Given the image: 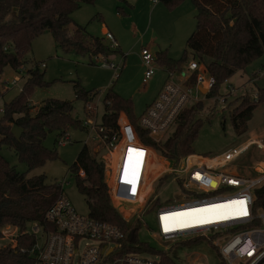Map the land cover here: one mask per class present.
Instances as JSON below:
<instances>
[{"label": "trees", "instance_id": "16d2710c", "mask_svg": "<svg viewBox=\"0 0 264 264\" xmlns=\"http://www.w3.org/2000/svg\"><path fill=\"white\" fill-rule=\"evenodd\" d=\"M127 4V0H118ZM189 1L195 9V30L187 38L186 47L205 64L207 73L215 79V86L207 98L219 95L225 81L237 71L264 56V0H159L168 10ZM95 0H0V77L5 68L16 70L26 65L25 56L30 52L34 39L44 33L53 37L63 51L73 50L77 54L90 56L106 55L108 48L102 39L88 34L85 27L74 25L71 15L81 5L93 4ZM122 12L121 8H118ZM123 13V12H122ZM156 62L167 71L181 69L185 58L175 61L166 51L155 54ZM50 83L44 73L36 67L29 70L20 93L4 104L0 116V240L1 229L7 226L17 229L13 238L15 245L0 248V264H33L31 250L36 239L25 232L27 224L52 227L45 221V214L57 201L63 189L58 182H48L44 174L28 178L32 170L43 167L47 162L58 159L55 149H48L44 141L54 133L55 143L69 130H80V121L71 113V102L56 99L44 100L31 114L29 98L35 88H47ZM75 100L87 102L97 93L85 91L79 83L73 84ZM263 102V94L256 101L244 98L229 113L234 134L246 133L247 123L257 105ZM258 103V104H257ZM229 105V104H228ZM102 122L106 127H116L120 113L126 115L135 125L132 100L121 97L108 89L103 98ZM202 103L184 109L177 119V126L164 142L157 143L147 134L138 131L141 142L162 157L178 161L193 154L192 145L204 122L198 115ZM208 119V120H207ZM12 126L22 129L20 139L11 134ZM12 150L20 163L26 166L25 173H19L1 155L2 148ZM75 177V185L83 195L88 216L118 226L126 236L123 250L127 252L157 255L159 264H174L173 261L138 240V226L127 223L110 202L105 184L103 163L89 148L83 146L69 167ZM82 172L83 176L79 173ZM255 209L264 211V185L255 192ZM195 239V240H194ZM190 239L199 242L202 238ZM197 245L196 243H194ZM193 246V243L191 244ZM189 245V246H191Z\"/></svg>", "mask_w": 264, "mask_h": 264}, {"label": "built area", "instance_id": "2783aa9c", "mask_svg": "<svg viewBox=\"0 0 264 264\" xmlns=\"http://www.w3.org/2000/svg\"><path fill=\"white\" fill-rule=\"evenodd\" d=\"M105 40L108 41V49L117 52L118 45L113 35L107 32ZM140 55L145 69L142 79L145 85L159 66L155 55L146 48L141 49ZM94 58L98 65L113 71L115 78L118 77L122 64L119 66L109 62L103 55ZM202 65L192 60L187 65L188 74H182L178 82L174 81L176 72L165 71L167 77L164 84L135 125L120 113L116 127H106L102 122L103 115L99 119L96 106L89 102L93 100L91 97L84 105V117L80 120L81 132L85 136L82 143L87 148L93 147L96 156L102 154L98 160L107 171L105 184L110 202L120 216L121 211L130 212L132 216L129 220L121 216L125 222L133 220V225L146 227L144 218L153 213L157 237L162 242L202 238L216 251L220 264H264V211L254 206L255 192L264 185V174L260 171L257 175L262 176L248 178L225 170L229 162L235 160L245 148L256 145L264 149V145L249 141L247 147L241 150L221 154L217 159L223 160L221 164H208L206 160L215 159L216 156L204 158L191 154L178 161L158 157L138 136V131H141L156 141V137L174 131L184 109L208 99H212L213 103L225 104L234 90L230 88L222 95L207 98L216 82ZM36 67L44 68L45 65L33 63L28 67L19 66L13 71L14 76L10 81H0L1 93L19 86L24 79L26 81L28 71ZM198 71L203 74H198ZM200 89H206V94H202ZM198 94L202 100L197 99ZM3 112L0 108V116ZM59 140V144L70 142L67 134ZM133 152L140 154L142 162L139 172L135 173L137 179L132 187L135 189L124 194L120 177L127 159L136 160ZM152 159L163 162L162 171L156 179L148 182ZM135 162L137 165V160ZM79 175L83 176V173ZM169 186H175L179 193L161 204L157 194ZM61 187L63 189L62 184ZM233 201L244 203H231ZM184 212H192L194 224L171 226L172 216ZM241 212L247 214L241 215ZM45 221L52 227L51 230L35 224L33 233L29 234L36 239L30 252L33 264H159L155 256L151 260L144 256L146 254L124 251L126 236L118 226L77 214L63 191L46 212ZM82 242V251H79Z\"/></svg>", "mask_w": 264, "mask_h": 264}, {"label": "rangeland", "instance_id": "374dc122", "mask_svg": "<svg viewBox=\"0 0 264 264\" xmlns=\"http://www.w3.org/2000/svg\"><path fill=\"white\" fill-rule=\"evenodd\" d=\"M127 4L120 3L118 0H95L93 4L81 5L72 15L73 20L70 29L74 25L85 27L88 34L102 39L103 44L109 45L105 40L102 27H106L118 46L120 53H116L108 58L109 62L119 66L123 63L122 70L118 78L114 79V73L111 70L102 68L95 62L94 56L88 54H77L73 50L63 51L59 48L53 37L49 33H44L33 40L30 52L25 56L28 67L31 63H43L45 68H39L44 73V79L50 83L47 88H35L30 95L29 105L31 114L35 112L34 108L47 99H56L60 101L71 102L73 105L72 117L79 121L84 117V105L86 102L75 100L73 89L74 83H79L85 91H93L97 95L89 101L92 106H96L98 118L104 113L103 98L108 89H112L116 94L123 98L132 100V113L137 122L138 118L160 91L167 77L166 72L159 67L156 68L154 75L144 85L142 82L144 67L141 62V48H146L152 54L160 51H166L167 56L175 61L185 58L181 69L176 70L174 81L182 79V74H188L187 65L194 60L199 61L187 47L186 41L195 30V9L189 1L179 4L173 10H168L164 5L158 2L153 5L150 0H127ZM122 9V12L118 11ZM122 54L124 59H122ZM203 68L205 64L202 63ZM202 66H200L202 68ZM198 74H203L198 71ZM206 77V74H204ZM14 76L10 68H5L0 77L1 81L11 80ZM27 79V77H26ZM25 80V79H24ZM22 81L19 86L0 91V108L15 98L25 83ZM228 83L221 85L219 95L224 94L226 90L232 88L233 94L226 99L225 104H219L212 99L202 103L201 112L197 118L205 120L210 118L209 122H204L196 140L192 145L194 155L204 158L215 157V159L206 160L208 164L221 163L223 160L220 154H226L227 148H241L245 142L254 141L264 145V56L255 60L243 70L237 71ZM204 90V89H203ZM206 90V89H205ZM204 94V92H203ZM263 94V102L257 105L253 111L251 119L247 123V131L237 137L232 129L229 113L244 98L254 100ZM211 98V97H210ZM197 99L202 100L201 95ZM229 104V105H228ZM123 114L120 115V117ZM208 120V119H207ZM168 133L156 137V142H164ZM67 135L70 142L55 143V134H48L44 146L48 149H55L58 159L47 162L43 167L32 170L27 177H33L44 174L48 182H58L63 186V193L69 200L71 206L77 214L88 215V208L82 194L76 188L75 177L71 175L69 167L75 161L76 155L84 146L81 142L84 135L80 130H69ZM60 142V140L58 141ZM93 148V147H92ZM89 147L94 155V150ZM224 151V152H223ZM156 156L161 155L154 152ZM1 155L7 160L10 166L14 167L19 173L26 172V166L20 163L15 153L4 147ZM102 154L96 156L100 158ZM136 160L127 159L123 166L120 181L122 183V192H133L142 162L141 156L137 152ZM213 157V158H214ZM163 162L154 161L149 163L148 182L156 179L162 171ZM225 170L231 173L248 178L262 176L264 174V149L256 145L245 148L243 152L235 159L231 160ZM104 166V165H103ZM263 174L257 175L258 172ZM105 180H107V171L104 167ZM110 174V172H109ZM131 181V182H129ZM155 186V185H154ZM178 189L175 186H169L163 189L159 194L160 203L173 199L177 195ZM169 203V201H168ZM121 216L129 220L132 216L130 212L121 211ZM154 214L150 213L144 218L147 226L140 228V225H133V220L128 222L133 226H138L139 232L137 238L140 242L147 244L156 251H162L169 256L174 264H220L217 253L206 241L191 242L193 246L185 245L188 240L180 242H162L157 237V229ZM35 224H27L25 232L32 234ZM4 238V237H3ZM13 236L8 238L12 240ZM15 238V237H14ZM195 240V239H194ZM11 242V241H10ZM194 243H198L195 245ZM8 245H15V242ZM6 242L0 240V247L8 246ZM83 242L79 245V251H82ZM146 258L154 260V256L160 261L157 255H144Z\"/></svg>", "mask_w": 264, "mask_h": 264}, {"label": "crops", "instance_id": "0c3cea01", "mask_svg": "<svg viewBox=\"0 0 264 264\" xmlns=\"http://www.w3.org/2000/svg\"><path fill=\"white\" fill-rule=\"evenodd\" d=\"M151 1V3L153 4V5H156L158 2H159V0H158V2H156V3H153L152 2V0H150ZM163 5V4H162ZM102 32H103V34H104V37H105V34L108 32V30L106 29V27H102ZM108 33H110V32H108ZM111 34V33H110ZM114 37V36H113ZM115 39V38H114ZM116 41V40H115ZM117 43V42H116ZM105 45V44H104ZM118 45V44H117ZM107 48H108V46L107 45H105ZM118 49H119V46H118ZM142 49V48H141ZM117 52L118 53H120V51L119 50H117ZM117 52H113L112 50H109L108 49V52H107V54L106 55H103V56H105L107 59L110 57V56H112V55H114V54H116ZM161 52V51H160ZM122 59H124V56H123V54H122ZM192 61V60H191ZM198 62H200V61H198ZM31 64H33V63H31ZM34 64H35V62H34ZM30 66V65H29ZM122 66H123V63H122ZM159 66V65H158ZM45 68V67H44ZM159 68L161 69V70H163V71H167L164 67H160L159 66ZM5 70V69H4ZM12 70V69H11ZM122 70V69H121ZM12 71H14V70H12ZM121 72V71H120ZM170 72H176V71H170ZM114 73V72H113ZM120 74V73H119ZM119 76V75H118ZM118 78V77H117ZM114 79H115V74H114ZM194 78H192V80H193ZM230 80V79H229ZM1 81V80H0ZM202 90V89H201ZM202 93V92H201ZM203 94V93H202ZM80 121V120H79ZM84 135V134H83ZM84 139H82L81 140V142L83 141ZM250 141V140H249ZM248 141V142H249ZM248 142H245L244 143V145L241 147V148H243V147H247L246 145H247V143ZM250 142H255V140L254 141H250ZM241 148H233V149H231V148H227V149H225L224 151H228L227 153H229V152H233L234 150L235 151H237V150H241ZM223 151V152H224ZM221 155V154H220ZM217 156V155H216ZM214 157V156H213ZM219 164H221V163H219ZM17 229H15V228H13V227H10V226H7V227H4V228H2L1 229V233L3 234V237L4 238H2L1 240H3V241H5L6 242V245H8V244H10V243H13V238L17 235ZM13 236V238H12V240H8V238H10V237H12ZM11 241V242H10ZM3 247H5V246H2V247H0V248H3Z\"/></svg>", "mask_w": 264, "mask_h": 264}, {"label": "bare ground", "instance_id": "6f19581e", "mask_svg": "<svg viewBox=\"0 0 264 264\" xmlns=\"http://www.w3.org/2000/svg\"><path fill=\"white\" fill-rule=\"evenodd\" d=\"M189 214H191V216ZM191 217H192V212L191 213L184 212V213H180V214H175L172 216V218H173L172 222L173 223L171 226H173V227H179V226L185 227L189 224H194L193 223L194 221L191 219ZM165 222H166V220H165ZM201 222H203V220H201ZM167 228H169V226H167Z\"/></svg>", "mask_w": 264, "mask_h": 264}, {"label": "water", "instance_id": "95a60500", "mask_svg": "<svg viewBox=\"0 0 264 264\" xmlns=\"http://www.w3.org/2000/svg\"><path fill=\"white\" fill-rule=\"evenodd\" d=\"M200 91L204 94H206V90H201ZM21 133H22V129L21 128H18L17 126H12L11 128V134L14 136L15 139L19 140L20 139V136H21Z\"/></svg>", "mask_w": 264, "mask_h": 264}, {"label": "snow or ice", "instance_id": "6c2138e0", "mask_svg": "<svg viewBox=\"0 0 264 264\" xmlns=\"http://www.w3.org/2000/svg\"><path fill=\"white\" fill-rule=\"evenodd\" d=\"M130 151H134V150H130ZM129 182H131V181H129ZM231 203H239V204H241V205H243V201H233V202H231ZM247 213L246 212H241V215H246Z\"/></svg>", "mask_w": 264, "mask_h": 264}]
</instances>
